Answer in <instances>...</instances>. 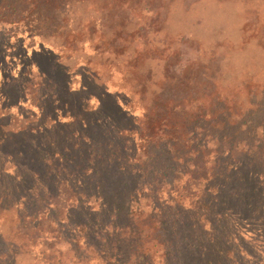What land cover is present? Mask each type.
<instances>
[{
	"label": "trees",
	"instance_id": "obj_1",
	"mask_svg": "<svg viewBox=\"0 0 264 264\" xmlns=\"http://www.w3.org/2000/svg\"><path fill=\"white\" fill-rule=\"evenodd\" d=\"M83 1L0 0V24H21L25 33L43 35L38 21L60 20L63 11ZM102 1L107 8L116 0ZM66 79L64 90L71 99L81 89ZM219 94L205 84L197 93L158 96L136 126L116 98L113 120L102 127L84 123L69 110L76 125L59 130V122L53 123L50 129L61 131V140L51 139L44 152L22 158L25 165L44 163L46 171L39 176L27 169H0V201L6 202L0 213H13V232L5 235L0 229V264H15L16 255L34 245L36 260L56 264L51 256L61 233L75 263L152 264L136 245L141 232L131 223L134 214L143 213L142 206L151 240L161 248L158 264L175 262L164 246L168 221L176 223L169 232H178L176 245L186 252L181 257L186 262L191 257L204 264H241L246 255L247 262L260 264L249 256L264 254V105L258 104L264 97L229 102ZM157 142L181 167L146 165L155 162L147 163ZM62 194L67 201L63 221L54 217ZM45 216L52 223L53 243L41 234ZM75 233L83 234L82 241Z\"/></svg>",
	"mask_w": 264,
	"mask_h": 264
},
{
	"label": "rangeland",
	"instance_id": "obj_2",
	"mask_svg": "<svg viewBox=\"0 0 264 264\" xmlns=\"http://www.w3.org/2000/svg\"><path fill=\"white\" fill-rule=\"evenodd\" d=\"M109 4L107 8L102 0L74 4L61 13L60 20L38 21L36 27L43 35H29L21 24H0V169H27L25 173L40 176L45 164L25 165L22 158L37 155L51 139L61 140V131L52 132L50 126L59 122V130H68L77 119L98 127L108 125L116 111L112 98L132 115L136 126L145 106L158 96L197 93L200 85L207 84L227 101L256 102L264 97V0H116ZM66 77L76 90L81 89L71 99L64 90ZM119 93L124 99L116 97ZM258 104L261 108L264 101ZM69 110L77 114L76 120L70 121ZM160 142L149 151L153 156L147 163L155 162L146 165L181 167L167 159V146ZM171 153L176 155V150L171 148ZM19 158L21 162L12 163ZM63 196L57 199L54 215L62 221L67 203ZM145 211L142 206L143 213L131 220L141 232L136 245L146 250L152 264H158L161 248L151 240ZM2 213L0 229L8 235L13 232V213ZM43 221L41 234L53 243L52 223H47V217ZM170 225L174 229L176 223L167 222L164 246L174 264H204L203 259L182 260L186 252L176 245L179 235L169 232ZM82 235L74 236L81 239ZM63 236H56L51 257L56 264H78ZM36 248L16 255L15 264H43L34 257ZM244 256L241 264L254 263ZM249 257L264 264V254ZM82 264L103 263L90 259Z\"/></svg>",
	"mask_w": 264,
	"mask_h": 264
}]
</instances>
